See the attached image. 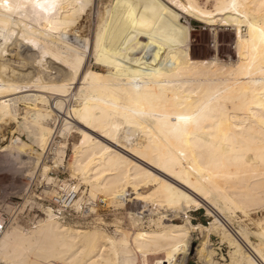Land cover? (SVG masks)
<instances>
[{
	"label": "bare ground",
	"instance_id": "6f19581e",
	"mask_svg": "<svg viewBox=\"0 0 264 264\" xmlns=\"http://www.w3.org/2000/svg\"><path fill=\"white\" fill-rule=\"evenodd\" d=\"M203 1L116 0L110 23L88 47L76 26L91 0H0V125L44 150L57 118L47 93L62 98L76 88L81 102L70 106L61 126L63 135L72 122L78 126L70 138L71 176L107 200L127 193L158 216L155 229L135 232L131 244L49 215L33 229L6 228L1 261L28 264L33 253L43 264H128L133 250L164 248L172 263L185 264L198 231L206 244L196 252L200 264H264V216L256 232L232 224L238 212L264 207V0ZM182 16L233 30L235 64L193 60ZM157 41L167 48L159 63L138 65L145 52L153 56ZM89 56L102 73L87 68ZM17 96L35 108L20 114ZM63 101L54 102L57 112ZM25 146L11 138L0 153L24 161ZM202 207L213 220L194 229L187 212ZM179 214L184 223H172ZM211 234L229 247L227 259L207 248Z\"/></svg>",
	"mask_w": 264,
	"mask_h": 264
},
{
	"label": "rangeland",
	"instance_id": "374dc122",
	"mask_svg": "<svg viewBox=\"0 0 264 264\" xmlns=\"http://www.w3.org/2000/svg\"><path fill=\"white\" fill-rule=\"evenodd\" d=\"M115 2L116 0H91L90 6L80 17L78 25L76 26L78 27L77 31L80 32L78 34L88 42V47L94 39V33L97 30H101V28H104L107 24L110 23L112 8ZM204 2L205 1L200 0L201 4H203ZM211 5L212 3L209 2L206 7L210 9ZM180 20L189 28V35L185 43L187 46L189 45L188 47L193 60L200 61L215 59L217 60L216 62L219 66L221 64H235L237 55L233 30H231L229 27L221 25L208 26L197 20L184 16H182ZM132 26L136 30L141 29L139 25L133 24ZM157 42L158 47L155 50L151 51L153 56L145 52V56L143 57L142 55L143 62L139 63L138 65L144 66L148 69L150 67L149 63L154 65L157 64V62L159 63V60L162 56H164L167 48L165 46V43L161 41ZM156 53L158 55L154 59V55ZM94 61V58L89 56V58L87 59L88 63H86V66L88 65L87 68H90V70L96 73H102L101 71H103V68H101L99 64H96ZM75 89L72 88L71 90H69V92L66 94V97L62 98L60 96L57 97V95L51 92L47 93L48 97L53 98V101H50L49 103V107L53 108V113L56 114L57 118L55 117V122H52L54 133L49 141L50 143L48 142V146L44 150L39 149L35 144L30 143L25 134L19 132L11 134L10 132L13 131V129H9L10 126L4 124L0 125V148L6 146L11 138L12 140L19 138L27 145L24 147L23 152H26L28 150L26 153L21 154L25 162L22 161L20 156H14L16 155L14 153H0V213L2 217L6 219V228L8 231L9 229L11 230V226L12 228H15V226L17 228L19 227V230L33 229L40 221L46 220L49 217V211L53 209L51 198L56 193H58L61 188H64L66 186H73L74 190L77 193L74 202V210L70 214H68L67 218L64 221L58 220V222H61L66 226L73 227L74 225H81L80 227L88 230L96 229L99 231H103V233L111 238H117L123 235L128 239L129 243L132 244V238L136 234L135 232L155 229L154 222H156V219L158 218L157 211H154L148 205H143L142 207H140V205L135 206V203H133L131 199L127 198V193L123 194V196L120 195L122 197L119 196V198H117L116 200H107L108 197H105L104 195L102 196V194L92 193L90 190V186L82 182L79 178L71 176L68 164H71V161L73 159L71 144L74 140L70 141V138L74 139L76 137L75 128L78 126L75 125V122L68 120L72 122V126L74 127L72 128L73 131H70L72 134L70 132V134H64L67 137H64V135L61 133V126L63 124V119H65V115L67 116L66 113L70 106H78L81 102V99L75 94ZM56 99H61L62 101L65 100L63 101L64 105L61 106L62 112L59 111V109L57 112V109L53 105ZM45 106L47 108V105H44V108ZM38 107H40V105ZM16 108L18 109L20 114L23 115L24 111H26L27 109L35 108V103L29 99H23V97L17 96ZM74 131L75 133L73 134ZM121 140L123 141L124 139ZM58 150L62 151L63 154L61 155V157L55 158L56 156H58ZM27 155L28 157L33 158V164L30 160L25 159V156ZM13 157L16 159H14ZM34 158L38 160V162ZM59 158H62L61 164L56 161ZM12 159L16 162H13ZM93 194H95L94 197ZM100 200H106V204L100 203ZM75 204H77L78 206ZM7 205L8 207H11L6 209ZM137 206L140 208H137ZM48 207H50V210L48 209ZM204 208L205 207H202L197 211L187 212V217L189 216L188 218L190 222L195 225L194 229H197L196 224L198 225L200 223L205 227L213 220L212 216L209 215L205 211L206 208ZM131 209H133V211H131ZM262 209H253L250 211L248 216L241 215V213L238 212L236 218L234 219V222L232 221L233 226L236 227V223L241 221L240 224L242 225V227H245L248 230L250 229L249 231L251 232H256L258 230L256 229L257 222H259L264 216V207ZM2 210H4L5 212ZM128 214L133 215L130 216ZM207 214L209 215V217H207ZM140 218L142 220H140ZM137 219L142 223H137L139 222ZM171 220L174 224H183L185 217L183 218V216L179 214L178 216L172 217ZM249 221L251 222L249 223V225L251 224L252 226L248 225ZM255 223L256 225H254ZM244 224L248 226H245ZM204 234L205 233H203L202 236L198 231L193 234V238L191 239L192 243L185 264H200L198 254L196 252L200 249L202 250V247H206V244L204 245ZM218 238L219 237H216V235H209V244L207 243V248L210 247L211 249H214L218 255L221 252L220 255L225 256V259H227L226 254L229 250V247H227V244L221 245L218 241ZM251 240V242H256V239L254 237H251ZM31 255L33 256V253L27 255L29 257L27 261L28 264L29 259H31V264L32 261H34L35 264L40 262L41 264H43L42 259V261L40 260L39 262L36 257H33L32 259ZM130 256L132 258L131 262L128 264L172 263L170 255L164 248H159L158 250L156 249V251H150L147 253H140L133 250V255L131 254ZM1 260L2 259H0V261ZM175 261L177 262V260ZM175 261L172 264H175ZM2 262H4V260ZM5 263L9 264V262L7 261H5ZM176 264H178V262Z\"/></svg>",
	"mask_w": 264,
	"mask_h": 264
},
{
	"label": "built area",
	"instance_id": "2783aa9c",
	"mask_svg": "<svg viewBox=\"0 0 264 264\" xmlns=\"http://www.w3.org/2000/svg\"><path fill=\"white\" fill-rule=\"evenodd\" d=\"M76 191L74 190V187L66 186L64 188H61L58 193H56L51 198V203L53 206V209L51 212L49 211L50 215L53 216V218L64 221L68 214H70L74 209V202L76 198ZM6 229V219L1 217L0 221V237L1 234ZM0 264H6L5 262L0 261Z\"/></svg>",
	"mask_w": 264,
	"mask_h": 264
}]
</instances>
